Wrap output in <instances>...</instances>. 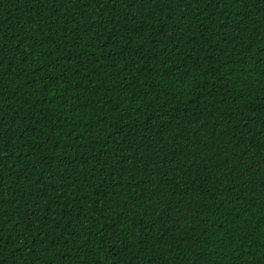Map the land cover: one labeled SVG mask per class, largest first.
<instances>
[{"label": "trees", "instance_id": "16d2710c", "mask_svg": "<svg viewBox=\"0 0 264 264\" xmlns=\"http://www.w3.org/2000/svg\"><path fill=\"white\" fill-rule=\"evenodd\" d=\"M0 264H264V0H0Z\"/></svg>", "mask_w": 264, "mask_h": 264}]
</instances>
